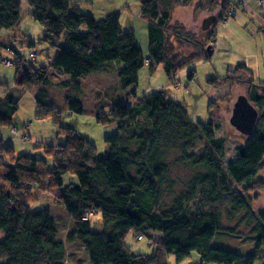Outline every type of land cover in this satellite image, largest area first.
<instances>
[{
    "label": "trees",
    "instance_id": "trees-1",
    "mask_svg": "<svg viewBox=\"0 0 264 264\" xmlns=\"http://www.w3.org/2000/svg\"><path fill=\"white\" fill-rule=\"evenodd\" d=\"M193 1L140 0L139 11L147 25L146 58L134 33L121 29L123 11L115 2L108 10L104 7L95 11L93 0H88L95 14H86L79 1L37 0L29 15L42 27L41 40L57 50L46 67L35 68L30 56L26 58L12 47L5 50V41L0 40V52L10 56L9 61L0 54L1 62L16 65V87L51 84L47 77L50 69L70 75L76 82L100 72L103 64L118 61L106 73L115 69L119 89L130 91L124 102H111L108 118H97L100 124H113L119 131L104 139L109 145L105 157H99L97 148L75 130L63 128L58 113L53 114L50 108L42 111L38 104L37 117L50 118L58 125L59 134L65 135L62 144H45L31 155L14 159L13 148L0 137V264H71L65 242L57 238L50 211L31 209L32 200L42 193L52 195L67 213L72 228L66 240L83 245L89 257L87 264H183L194 252L199 264H264V213L254 212L249 204V192L262 182L258 175L264 169V123L257 124L246 145L236 148L237 157L223 165L224 140L215 137L218 126L210 119L206 123L192 122L184 107L162 91L136 95L138 73L145 64L150 72L155 66L162 67L168 76L176 70L178 62L172 60L176 55L167 37L171 35L169 22L174 6ZM22 2L0 0V39L2 35L12 37L11 33L20 26ZM207 3L216 17V26L235 15L230 0ZM259 7L264 9V4ZM229 10L233 15H227ZM215 32L208 37H214ZM176 35L179 39L182 33ZM28 46L33 48L34 44L29 41ZM207 55L202 50L192 60L205 62L209 60ZM235 70L252 73L245 64H238L229 69L235 78L239 76ZM191 79L193 71L187 75V80ZM215 79V75L211 76L208 83ZM259 84L264 85L253 80L248 97L262 109L264 89L257 92ZM18 101L19 95L8 91L0 97V126L12 127ZM68 111L84 113L78 99L68 102ZM174 149L180 152V161L188 163L195 173L187 189L172 196V191L166 193L165 187L171 190V182L165 186L168 166L162 159L172 156ZM67 174L76 176L77 182L64 186L62 178ZM235 185L241 189L235 190ZM92 209L101 215V231L92 230L90 217L83 219L85 212ZM238 217L254 226L252 252L242 256L212 248L214 235L220 230L229 232L224 224L228 226ZM130 231L153 240L150 246L153 244L156 253H132L125 245ZM230 232L239 235L236 230ZM151 233L159 235L153 239ZM170 255L174 262H170ZM79 263L82 260L75 261Z\"/></svg>",
    "mask_w": 264,
    "mask_h": 264
},
{
    "label": "rangeland",
    "instance_id": "rangeland-1",
    "mask_svg": "<svg viewBox=\"0 0 264 264\" xmlns=\"http://www.w3.org/2000/svg\"><path fill=\"white\" fill-rule=\"evenodd\" d=\"M74 1H79L77 3L82 6L84 13L95 14L91 13L92 9L88 6L91 3H88V0ZM112 2L117 3L116 5L123 11L120 18L121 29L132 31L144 58L147 55L149 57L147 25L139 11L140 0H93V5L95 11L102 10L104 7H106L105 10H108L115 5ZM230 4L235 9V15L225 22L219 23L216 29L217 38L215 41L220 53L215 50L213 58L206 62L194 61L192 58L194 54H200L202 50L205 51L207 44H211V38L207 34H211L214 28L211 27L207 31L201 28L202 20L212 14V11L208 9L207 0H194L190 5L174 6L169 22L171 35L167 37L172 45V54L176 55L172 60L175 63L178 62L176 70L168 76L162 67L155 66L154 70L150 72L148 65L145 64L138 73L136 88L137 96L162 91L168 99L175 100L184 107L192 122L206 123L210 119L214 126L217 125L215 137L224 140L223 165L235 159L237 157L236 148L246 145L248 141L229 123L233 103L239 95L248 96L253 80L256 83H264V9L257 5L256 0H230ZM36 5L37 0H28V2L24 0V3L22 2L23 19L20 26L11 33L12 37L2 35L3 39L0 40L5 41L3 44L5 50L9 51L12 47L16 52L20 51V54L26 55V58L30 56V63L38 68L46 67L57 50L41 40L42 27L39 23L34 22L29 15L31 9ZM177 32L182 33L180 40L176 35ZM28 39L34 44L33 48L28 46ZM218 44L222 48H219ZM0 54L6 59L10 58L8 54L3 52ZM6 62V60H2V62L0 60V97H3L6 91L10 92L14 84L16 65H6ZM116 62L118 61H112V65L106 66L103 64L101 73L99 71L92 72L77 79L76 82L70 75L67 76L50 69L47 77L51 80V84L30 86L28 89L19 87L14 89L13 92L19 95V101L18 110L12 121L13 125L12 127L0 126V137L5 145H10L13 148V158L16 159L24 154L31 155L38 150L37 147L45 144L57 145L65 141V135L59 134L60 130L57 124L50 118L37 117L38 105L42 111L50 108L53 114L58 113L63 128L75 130V133L88 139L97 148L99 157H105L109 145L104 143V139L116 135L119 131L113 124H100L97 118H108L111 102H124L127 98L125 97L126 92H130L129 90L122 92L119 89L115 69L111 73H106V70L109 71L117 66ZM238 64H245L252 73L249 75L246 72L235 70L239 72L237 74L239 76L235 78L232 73H229V69H234ZM23 65H27V63ZM190 71H193L194 79L188 81L187 75ZM216 72L218 73L216 74ZM214 75L216 79L208 83V79ZM263 86L257 85V92H262ZM74 99H78L82 104L83 114H73L68 111V102H73ZM133 99L135 100V98ZM258 111L263 114V117H258L256 126L260 121L264 123V108L260 110L258 108ZM171 152H173L172 156L169 154L162 160L168 166L165 186L171 182V190L165 187L166 193L172 191L171 195L175 196L187 189L195 172L190 170L191 167L188 168V163L180 161L181 159L178 158L180 152L177 149ZM258 178L262 182L259 184L260 187L249 192V204L254 212L262 214L264 213V169ZM75 182H77L76 176L71 174L64 175L62 178L64 186ZM240 189L241 187L235 185V190ZM171 197H169L170 200ZM167 201L164 197V202L168 205ZM197 203L195 202V206ZM40 208H47L50 211L57 227V238L65 242L66 255L70 257L71 264H75L76 260H82V264H87L89 257L83 245L79 241L67 242L66 240L72 223L55 198L47 193L38 194L31 202V209ZM90 224L93 231L102 230L100 213H94L90 217ZM224 226L228 228L229 232L218 231L210 246L242 256L250 254L255 246V238H252L254 226L242 222L239 217L230 222L229 227L227 224ZM233 230H236L239 235L230 232ZM125 245L132 253H142L143 255L156 253L153 244L150 246L146 237L138 241L132 231L127 234ZM258 255L261 256V253ZM169 260L174 262L173 256L170 255ZM199 262L200 260L194 252L190 259L183 264H199Z\"/></svg>",
    "mask_w": 264,
    "mask_h": 264
},
{
    "label": "water",
    "instance_id": "water-1",
    "mask_svg": "<svg viewBox=\"0 0 264 264\" xmlns=\"http://www.w3.org/2000/svg\"><path fill=\"white\" fill-rule=\"evenodd\" d=\"M215 21L216 17L212 14L204 18L201 25L202 30L207 31L212 25H214ZM206 52L209 57L213 55L211 45L206 48ZM257 118L258 112L250 103L247 96L239 95L233 104L231 116L229 118L231 126L244 136L250 138L254 127L256 126Z\"/></svg>",
    "mask_w": 264,
    "mask_h": 264
},
{
    "label": "crops",
    "instance_id": "crops-1",
    "mask_svg": "<svg viewBox=\"0 0 264 264\" xmlns=\"http://www.w3.org/2000/svg\"><path fill=\"white\" fill-rule=\"evenodd\" d=\"M220 23H221V22H220ZM218 25H219V23L217 24V26H216V25L213 26V28H214L215 31H216V29L218 28ZM214 30H213V32H215ZM214 35H215V36H214ZM214 35H213L214 37L211 38L210 43H212V45H213V47H214V48H213V49H214V53H215V50H216V51L218 50L219 53H220V49H218V48L216 47L217 42L215 41L216 38H217V31H216V33H214ZM218 46H219V48H222V47H220L219 44H218ZM214 53H213V55H212L209 59H212V58H213V56L215 55ZM205 62H206V61H205ZM221 62H222V61H221ZM217 73H218V72H216V74H217ZM12 87H13V89H11L10 92H11L12 94H15L13 91H14V89H18V88H17L16 86H14V84H13ZM15 95H16V94H15ZM157 235H158V233H151V236H152V237H153V236H157ZM79 264H80V263H79ZM83 264H84V263H83Z\"/></svg>",
    "mask_w": 264,
    "mask_h": 264
},
{
    "label": "built area",
    "instance_id": "built-area-1",
    "mask_svg": "<svg viewBox=\"0 0 264 264\" xmlns=\"http://www.w3.org/2000/svg\"><path fill=\"white\" fill-rule=\"evenodd\" d=\"M256 2H257V5L258 6H263V1L262 0H257ZM233 13H234L233 10H229L227 12V15L228 16L229 15H233ZM6 63H7L6 65H11L10 62H8V61ZM94 213H95V211L93 209L92 210H89V211H86L85 214H84V216H83V219L87 220Z\"/></svg>",
    "mask_w": 264,
    "mask_h": 264
},
{
    "label": "clouds",
    "instance_id": "clouds-1",
    "mask_svg": "<svg viewBox=\"0 0 264 264\" xmlns=\"http://www.w3.org/2000/svg\"><path fill=\"white\" fill-rule=\"evenodd\" d=\"M263 1V0H262ZM228 12V11H227ZM212 15H214V14H212ZM216 22V21H215ZM214 25H215V23H214ZM214 25H212L211 27H213ZM210 27V28H211ZM209 45H211V48L213 49L214 47H213V45H212V43L211 44H208L207 46H206V48L209 46ZM206 48H205V50H206ZM213 53H214V49H213ZM210 58V57H209ZM9 62V61H8ZM11 64V63H10ZM12 65V64H11ZM111 112V109H110V111H109V113ZM62 144V143H61ZM264 161V160H263ZM263 165H264V163H263ZM96 213V212H95ZM92 216V215H91ZM90 216V217H91ZM159 235V234H158ZM157 235V236H158ZM136 237V239L138 240V241H141L142 239H144V237H146V235H144V234H139V235H137V236H135ZM147 238V237H146ZM155 238V236H153V239ZM148 239V238H147ZM148 241H149V244H151L152 242H153V240H151V239H148ZM135 253V252H134ZM135 254H142V253H135ZM143 255V254H142ZM152 255V254H151ZM146 256H150V255H146Z\"/></svg>",
    "mask_w": 264,
    "mask_h": 264
},
{
    "label": "flooded vegetation",
    "instance_id": "flooded-vegetation-1",
    "mask_svg": "<svg viewBox=\"0 0 264 264\" xmlns=\"http://www.w3.org/2000/svg\"><path fill=\"white\" fill-rule=\"evenodd\" d=\"M208 45V44H207ZM264 87V86H263ZM243 95V94H242ZM246 96V95H245ZM248 96H249V94H248ZM247 96V98H248V100L250 101V103L256 108V110H257V112H258V117L260 116V113H259V111H258V106L255 104V103H253L251 100H250V98ZM234 104V103H233ZM233 108V107H232ZM259 110H260V108H259ZM257 120H258V118H257ZM257 122V121H256ZM256 127V126H255ZM254 127V128H255ZM253 132H254V130H253ZM240 133V132H239ZM241 134V133H240ZM253 134V133H252ZM243 135V134H242ZM246 137V136H245ZM247 139H248V137H246Z\"/></svg>",
    "mask_w": 264,
    "mask_h": 264
}]
</instances>
